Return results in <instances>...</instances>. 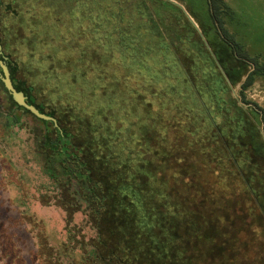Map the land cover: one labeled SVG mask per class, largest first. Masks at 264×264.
<instances>
[{
	"label": "trees",
	"instance_id": "1",
	"mask_svg": "<svg viewBox=\"0 0 264 264\" xmlns=\"http://www.w3.org/2000/svg\"><path fill=\"white\" fill-rule=\"evenodd\" d=\"M81 1L88 12L84 17L98 18L92 30L100 46L106 45L102 55L80 51L73 59L56 58L51 50L68 52L72 40L50 33L60 16L49 22V0H33L31 7L45 13L47 21L33 24L37 29L47 24L39 31L45 40L35 34L25 42L19 24L9 28L12 36H0V60L13 87L56 121L37 119L17 106L0 81L7 98L0 110L5 133L23 125L25 116L40 122L37 155L56 191L59 184L74 183L82 190L79 194L69 188V197L92 219L97 244L92 256L106 258V264L112 259L124 264V254L127 264H264V138L256 120L264 129V108L253 104L256 109L244 111L227 95L225 103L238 125L226 135L216 118L217 112L227 113L217 93L209 84L192 81L194 74L185 71L171 50L178 41L168 43L144 0ZM211 1L212 16L220 22L219 0ZM13 3L5 13L17 16ZM29 18L36 20L32 14ZM86 33L81 28L79 38ZM13 39L15 52H25L12 56L6 51ZM232 56L246 62L244 55ZM248 58L252 69L242 90L264 79L258 56ZM31 76L53 84L55 90L49 92L67 105L74 96L79 103L86 100V115L95 124L80 122L73 129L72 108L68 105L61 113L56 104L38 102ZM240 76L231 80L233 85ZM225 86L222 90L228 92Z\"/></svg>",
	"mask_w": 264,
	"mask_h": 264
},
{
	"label": "rangeland",
	"instance_id": "2",
	"mask_svg": "<svg viewBox=\"0 0 264 264\" xmlns=\"http://www.w3.org/2000/svg\"><path fill=\"white\" fill-rule=\"evenodd\" d=\"M11 1H14L11 8L17 16L5 13L6 5ZM144 1L153 15L154 23L161 24L168 43L175 39L178 41L176 45L172 42L171 50L185 71L194 74L192 81H197L198 85L209 84L217 93V101L227 110L225 115L216 114L226 135L233 133L238 125L233 108L225 103L227 95L244 111L256 109L253 104L264 108V79L255 80L246 90L241 87L246 74L252 69L248 57L258 56L259 63L264 64V0L217 2V17L222 19L219 26L239 48L238 53L220 43V32L215 33L216 26L210 18V12L214 10L211 0ZM49 3L53 11L49 22H53L54 16H60L59 25L49 28L50 33L54 36L63 34L72 40V49L68 52L51 50L55 51L56 58L66 56L73 59L80 51L87 56L102 55L106 51V45L100 46L92 30L98 18L95 19V15L84 17L88 12L81 0H49ZM33 4V0H0V36H10L9 28L19 24L23 28L25 42L34 38L35 34L45 40L43 32L39 31L42 28L46 30L44 26L47 24H41L43 27L38 29L33 24L37 20L47 21V18L40 7L37 11L32 10ZM30 14L36 20L30 19ZM173 15L178 18L174 22L171 19ZM81 28H87L83 38H79L78 34ZM15 45L18 47L13 39L6 51L12 56L25 52V49L15 52ZM33 46L37 48L40 44L34 43ZM232 54L237 57L244 55L246 62H236ZM113 60L118 61L116 58ZM220 67L226 77L219 70ZM235 70L237 72L233 75ZM238 74L242 76L233 85L231 80H235ZM31 77L33 80L30 82L37 86L34 94L38 102L47 104V107L56 104L61 113L68 105L72 108L73 116L70 118L73 129L80 127V122L95 124L96 121L87 116L86 100L79 103V98L76 100L74 96L67 105L55 92H49L54 89L53 84H45L41 76ZM221 83L226 85L228 92L222 90ZM59 90L61 88H57ZM6 99L0 88V110L6 108ZM243 100L249 103L245 104ZM23 120V125L11 127L6 131L8 134L0 125V264H106V258L103 260L92 256V251H95L93 246L97 247L92 219L88 220L81 209L77 210L79 207L73 206L74 200L69 197V188L78 190L79 194H82V190L74 183L68 186L59 184L60 191H56L45 171L43 158L37 155L35 134L40 133L41 124L30 116H25ZM256 120L259 133L264 138V129ZM54 171L60 173L57 169ZM57 178L63 183V176L59 174ZM64 209L68 212L65 213ZM121 258L127 264V255ZM109 264L116 263L112 259Z\"/></svg>",
	"mask_w": 264,
	"mask_h": 264
},
{
	"label": "water",
	"instance_id": "3",
	"mask_svg": "<svg viewBox=\"0 0 264 264\" xmlns=\"http://www.w3.org/2000/svg\"><path fill=\"white\" fill-rule=\"evenodd\" d=\"M193 23V22H192ZM194 25V23H193ZM1 50V46H0ZM1 53V52H0ZM0 81L3 84V87L10 95L11 100L19 107L29 111L35 118L43 120V121H51L52 123H56L53 117L47 116L43 113H40L33 105H30L26 102V97L21 91H17L10 80L9 70L7 66L0 60ZM219 70L225 76L224 71L220 67ZM226 77V76H225ZM228 82V81H227Z\"/></svg>",
	"mask_w": 264,
	"mask_h": 264
},
{
	"label": "flooded vegetation",
	"instance_id": "4",
	"mask_svg": "<svg viewBox=\"0 0 264 264\" xmlns=\"http://www.w3.org/2000/svg\"><path fill=\"white\" fill-rule=\"evenodd\" d=\"M210 4V3H209ZM210 14H211V16H210V18L212 19V21H214V25L216 26V31H215V33L217 34H219V32H220V36H219V39L223 42V45L224 46H228V48H229V46H230V48L229 49H233L235 52H236V49H235V46H233V43H232V41H231V39H229L228 38V35H227V33L226 34H224V32L222 31V26H219V24H220V22H221V20H220V22L218 21V19H216V17L214 18L213 16H212V11L210 12ZM218 24V25H217ZM218 28V29H217ZM226 32V31H225ZM236 55V54H235ZM1 72V71H0Z\"/></svg>",
	"mask_w": 264,
	"mask_h": 264
}]
</instances>
